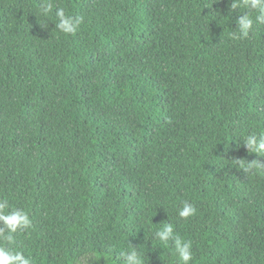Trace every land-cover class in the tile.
<instances>
[{
    "label": "trees",
    "instance_id": "trees-1",
    "mask_svg": "<svg viewBox=\"0 0 264 264\" xmlns=\"http://www.w3.org/2000/svg\"><path fill=\"white\" fill-rule=\"evenodd\" d=\"M0 0V201L31 264H264V22L232 0ZM80 17L55 28V9ZM249 11V35L234 39ZM247 166V165H245ZM195 214L178 215L183 202ZM4 235H8L7 232Z\"/></svg>",
    "mask_w": 264,
    "mask_h": 264
},
{
    "label": "clouds",
    "instance_id": "clouds-1",
    "mask_svg": "<svg viewBox=\"0 0 264 264\" xmlns=\"http://www.w3.org/2000/svg\"><path fill=\"white\" fill-rule=\"evenodd\" d=\"M243 6L258 13L256 20L264 22V0H243ZM240 7V0H232L230 9H239ZM52 10L53 4L51 0H47V2L42 4L41 14L50 13ZM55 16L57 18L55 28L65 34L74 33L81 23L80 17L66 15L65 10L61 7L55 9ZM236 25L238 33H233V38H246L253 25L251 13L249 11L242 12V14L236 19ZM242 141L249 152L258 155L264 153V135H249L242 139ZM237 163L244 171H248L252 167L264 169V162L256 159L251 162L237 159ZM195 211V207L185 201L183 202L182 207L178 209V215L182 218H187L194 215ZM29 225L30 220L24 210H8L7 201H0V236H3L6 241L11 242L13 240L12 234L20 229L27 228ZM5 232H7L8 235H4ZM154 236L164 245H167L170 241L174 244L178 264H190V261L193 258L192 243L190 240L182 239L179 235L175 234L171 223L164 224L162 228L157 229ZM120 255L123 258L124 264H143L142 257L135 248L129 251H122ZM0 264H31V260L22 252H13L6 246H0Z\"/></svg>",
    "mask_w": 264,
    "mask_h": 264
}]
</instances>
